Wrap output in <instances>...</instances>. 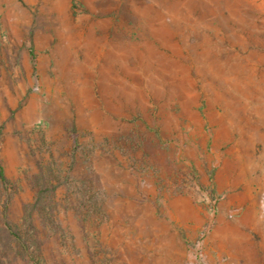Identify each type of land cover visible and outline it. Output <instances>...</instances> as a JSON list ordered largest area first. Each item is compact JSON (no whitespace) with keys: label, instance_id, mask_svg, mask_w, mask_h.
<instances>
[{"label":"rangeland","instance_id":"rangeland-1","mask_svg":"<svg viewBox=\"0 0 264 264\" xmlns=\"http://www.w3.org/2000/svg\"><path fill=\"white\" fill-rule=\"evenodd\" d=\"M0 166L45 264H264V0H0Z\"/></svg>","mask_w":264,"mask_h":264},{"label":"trees","instance_id":"trees-1","mask_svg":"<svg viewBox=\"0 0 264 264\" xmlns=\"http://www.w3.org/2000/svg\"><path fill=\"white\" fill-rule=\"evenodd\" d=\"M0 177L6 180L4 170L1 166ZM42 178L44 182L38 200L42 208H46L47 199L51 194V190H54L56 186L50 187L52 179L46 177V175H43ZM30 231L31 225L25 226V228L11 224L0 225V264H12L13 261L15 262L19 259L26 260L28 257L33 264H45L42 243L35 237L32 240V237L29 235ZM30 239L34 243L33 245H35L31 251V246L28 244Z\"/></svg>","mask_w":264,"mask_h":264}]
</instances>
